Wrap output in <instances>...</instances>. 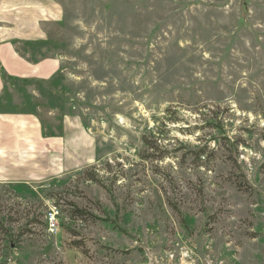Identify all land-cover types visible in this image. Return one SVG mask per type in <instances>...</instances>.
Returning a JSON list of instances; mask_svg holds the SVG:
<instances>
[{
    "label": "rangeland",
    "instance_id": "1",
    "mask_svg": "<svg viewBox=\"0 0 264 264\" xmlns=\"http://www.w3.org/2000/svg\"><path fill=\"white\" fill-rule=\"evenodd\" d=\"M55 1L22 46L61 70L3 110L77 120L95 160L0 184V264H264V0Z\"/></svg>",
    "mask_w": 264,
    "mask_h": 264
},
{
    "label": "crops",
    "instance_id": "2",
    "mask_svg": "<svg viewBox=\"0 0 264 264\" xmlns=\"http://www.w3.org/2000/svg\"><path fill=\"white\" fill-rule=\"evenodd\" d=\"M61 14L55 0H0V66L11 78L6 82L0 74V184L57 178L95 160V144L77 120L64 116L66 135L61 139L48 137L37 116L3 110L11 101L6 90L14 79L26 85L58 75L61 59L34 63L22 45L26 49L28 43L47 42L45 25L60 22Z\"/></svg>",
    "mask_w": 264,
    "mask_h": 264
},
{
    "label": "built area",
    "instance_id": "3",
    "mask_svg": "<svg viewBox=\"0 0 264 264\" xmlns=\"http://www.w3.org/2000/svg\"><path fill=\"white\" fill-rule=\"evenodd\" d=\"M58 214H56L55 211H52L48 216H47V220L49 222V225H50V229L52 231L56 230L57 229V220H56V217H57Z\"/></svg>",
    "mask_w": 264,
    "mask_h": 264
},
{
    "label": "trees",
    "instance_id": "4",
    "mask_svg": "<svg viewBox=\"0 0 264 264\" xmlns=\"http://www.w3.org/2000/svg\"><path fill=\"white\" fill-rule=\"evenodd\" d=\"M45 44H47V42H45V43H41L40 45H45ZM0 74H1V76L3 77V79H4L6 82H8V80L11 79V78H9V77L7 76L6 72L1 68V66H0ZM56 77H57V76H55L53 79H55ZM144 142L147 143L146 145L148 146V141L144 140ZM91 180H92V181H95L94 178H91Z\"/></svg>",
    "mask_w": 264,
    "mask_h": 264
}]
</instances>
